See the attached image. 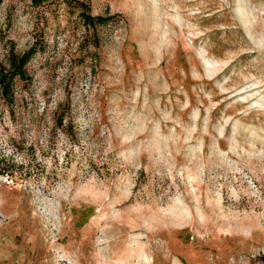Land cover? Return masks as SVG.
Segmentation results:
<instances>
[{"label":"rangeland","instance_id":"obj_1","mask_svg":"<svg viewBox=\"0 0 264 264\" xmlns=\"http://www.w3.org/2000/svg\"><path fill=\"white\" fill-rule=\"evenodd\" d=\"M0 264H264V0H0Z\"/></svg>","mask_w":264,"mask_h":264},{"label":"trees","instance_id":"obj_2","mask_svg":"<svg viewBox=\"0 0 264 264\" xmlns=\"http://www.w3.org/2000/svg\"><path fill=\"white\" fill-rule=\"evenodd\" d=\"M85 16L87 18V20H94L95 17H92V15H90L89 13H85ZM98 20L102 21V20H105V19H102L100 17L97 18ZM13 61H14V64H15V67L17 70H19V73L23 70V67H24V63L26 62V59H27V55H23L21 56L20 59H17V57L13 56ZM21 63V64H20Z\"/></svg>","mask_w":264,"mask_h":264}]
</instances>
